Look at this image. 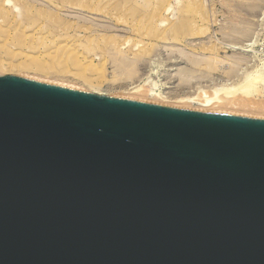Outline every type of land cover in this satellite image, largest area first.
<instances>
[{"label": "water", "instance_id": "95a60500", "mask_svg": "<svg viewBox=\"0 0 264 264\" xmlns=\"http://www.w3.org/2000/svg\"><path fill=\"white\" fill-rule=\"evenodd\" d=\"M0 264H264V119L0 76Z\"/></svg>", "mask_w": 264, "mask_h": 264}, {"label": "rangeland", "instance_id": "374dc122", "mask_svg": "<svg viewBox=\"0 0 264 264\" xmlns=\"http://www.w3.org/2000/svg\"><path fill=\"white\" fill-rule=\"evenodd\" d=\"M164 5L169 12L161 17ZM162 19L186 26L164 41ZM114 57L137 59L138 82L168 97L169 104L155 105L206 112L173 101L201 86L221 98L245 76L264 81V0H0V76L109 93L124 78Z\"/></svg>", "mask_w": 264, "mask_h": 264}, {"label": "bare ground", "instance_id": "6f19581e", "mask_svg": "<svg viewBox=\"0 0 264 264\" xmlns=\"http://www.w3.org/2000/svg\"><path fill=\"white\" fill-rule=\"evenodd\" d=\"M164 7H165V5H164ZM158 12H159V15L161 17H163L164 14H168L169 7H165L163 9V11H158ZM163 20L164 19L159 21L158 26L163 27L164 29L161 31V34H159L158 36H160L161 39L164 41L170 40V39L172 40L173 37L178 32L182 31L183 28H185V26H186V22H183L184 20H182L180 23H177V24H174V23L166 24V23H164L165 21H163ZM138 46H139V44H138ZM68 47H69V45H68ZM246 52H248V51H246ZM114 58H116V59H114L115 67H116L115 72L122 74L124 76L123 80H121V82L116 81L118 83L115 82L116 84L114 83V84L108 86L107 92H109V93H100V92L94 91L92 89L93 93L98 94V95H102V96L103 95L104 96L105 95H113L115 97L118 96V97H122V98H126V99L129 98L132 100H140V101L151 103V104L166 105V103L169 102L167 99L168 97L165 96L166 94L164 95L163 92L156 91L154 89L155 86L152 87L148 83L138 82L140 79L139 78L140 76H137V73H138L137 72L138 71L137 62H134L137 59H134V61H129V59L128 60L127 59H118L117 57H114ZM196 63H198V62H196ZM38 77H39V75H38ZM42 77H43V75H42ZM120 77H122V76L120 75ZM50 78H52V77L50 76ZM250 78H251L250 76H245L244 80H240V79L235 80L234 79V81L232 83L233 87H231V88L229 87L228 89L226 88L227 90L226 89L224 90V93H223L224 95L221 98L217 96L218 93L216 91H215L213 96L210 94L207 95V92H204L201 90L198 91L202 87L201 86V87H196L195 91L193 90V92H189L188 96H187V94L186 95H180V96L177 95L173 102L184 104V105H185V103L197 104L201 108V109H197V110H203L206 112L208 111V112H214V113H220V114L221 113H223V114H238V115L241 114V115H253V116H263L264 117V86L263 87L260 86L261 84L264 85V81L261 78H259L258 76L254 77L256 79H250ZM52 79H59V78H52ZM52 81H55V80H52ZM181 81L183 82V80H180V82ZM180 82H179V84H180ZM182 82H181V84H182ZM225 82H226V80H225ZM183 83H185V82H183ZM191 83L192 82H186L183 85H185L189 89H192L193 84H191ZM66 84L72 86V84H70V83H66ZM73 86H78V85H73ZM79 86L81 88L84 87V85H82V84H80ZM222 86L223 87L231 86V84H226V85L223 84ZM248 87L250 88V91H248V89H249ZM165 88H167V87H165ZM90 91H91V89H90ZM105 92H106V90H105ZM177 106H181V105H177ZM190 107L191 106H189L188 108H190ZM232 109H235L236 111L232 110ZM254 112H259V113H254ZM255 114H259V115H255Z\"/></svg>", "mask_w": 264, "mask_h": 264}]
</instances>
